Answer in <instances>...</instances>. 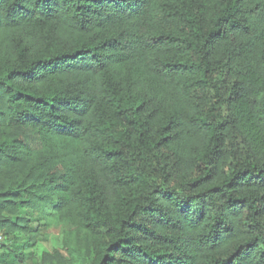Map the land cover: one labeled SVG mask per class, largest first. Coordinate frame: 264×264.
<instances>
[{"label": "trees", "instance_id": "trees-1", "mask_svg": "<svg viewBox=\"0 0 264 264\" xmlns=\"http://www.w3.org/2000/svg\"><path fill=\"white\" fill-rule=\"evenodd\" d=\"M40 219L48 264H264V0H0V235Z\"/></svg>", "mask_w": 264, "mask_h": 264}, {"label": "rangeland", "instance_id": "rangeland-1", "mask_svg": "<svg viewBox=\"0 0 264 264\" xmlns=\"http://www.w3.org/2000/svg\"><path fill=\"white\" fill-rule=\"evenodd\" d=\"M38 224L40 235L37 236L36 244H32L31 238L22 233L6 239L0 235V264H48L43 261L44 255L61 250L65 233L74 227L70 219L54 222L49 227L40 219L33 226ZM16 252L23 254V261L17 257Z\"/></svg>", "mask_w": 264, "mask_h": 264}]
</instances>
